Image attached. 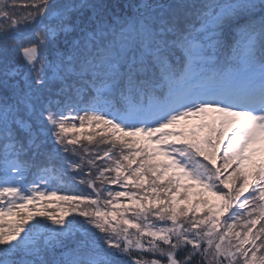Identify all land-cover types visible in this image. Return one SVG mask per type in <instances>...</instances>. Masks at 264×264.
Wrapping results in <instances>:
<instances>
[{
    "label": "snow or ice",
    "instance_id": "6c2138e0",
    "mask_svg": "<svg viewBox=\"0 0 264 264\" xmlns=\"http://www.w3.org/2000/svg\"><path fill=\"white\" fill-rule=\"evenodd\" d=\"M0 264H264V0H0Z\"/></svg>",
    "mask_w": 264,
    "mask_h": 264
},
{
    "label": "trees",
    "instance_id": "16d2710c",
    "mask_svg": "<svg viewBox=\"0 0 264 264\" xmlns=\"http://www.w3.org/2000/svg\"><path fill=\"white\" fill-rule=\"evenodd\" d=\"M90 131V129H88L86 132H89ZM99 150H103V148L101 147ZM76 191H87L86 189H84V188H78ZM67 194H75L74 192L73 193H67ZM7 219V218H6Z\"/></svg>",
    "mask_w": 264,
    "mask_h": 264
},
{
    "label": "rangeland",
    "instance_id": "374dc122",
    "mask_svg": "<svg viewBox=\"0 0 264 264\" xmlns=\"http://www.w3.org/2000/svg\"><path fill=\"white\" fill-rule=\"evenodd\" d=\"M89 129V127L86 125L85 128L83 129L84 132H86ZM116 190H121L119 188H116Z\"/></svg>",
    "mask_w": 264,
    "mask_h": 264
}]
</instances>
